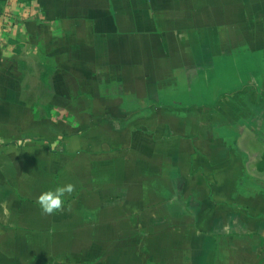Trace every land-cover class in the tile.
I'll list each match as a JSON object with an SVG mask.
<instances>
[{"label":"crops","instance_id":"obj_1","mask_svg":"<svg viewBox=\"0 0 264 264\" xmlns=\"http://www.w3.org/2000/svg\"><path fill=\"white\" fill-rule=\"evenodd\" d=\"M23 1L0 2V264H264V0Z\"/></svg>","mask_w":264,"mask_h":264},{"label":"clouds","instance_id":"obj_2","mask_svg":"<svg viewBox=\"0 0 264 264\" xmlns=\"http://www.w3.org/2000/svg\"><path fill=\"white\" fill-rule=\"evenodd\" d=\"M74 186L72 184L57 185L54 190L44 192L39 197V203L43 211L52 214L59 210L64 202L66 194L72 193Z\"/></svg>","mask_w":264,"mask_h":264},{"label":"rangeland","instance_id":"obj_3","mask_svg":"<svg viewBox=\"0 0 264 264\" xmlns=\"http://www.w3.org/2000/svg\"><path fill=\"white\" fill-rule=\"evenodd\" d=\"M23 3L25 5H28L30 3V0H25V1H23ZM233 52H254V51H252L250 49L243 48V49L233 50ZM262 59H263V57H262V55L260 53H253V56H252L253 67H252V70H251V76L257 77V79H258V76L262 75V74H263V77H264V68L261 67V71L259 70L260 69L259 62ZM263 66H264V62H263Z\"/></svg>","mask_w":264,"mask_h":264},{"label":"trees","instance_id":"obj_4","mask_svg":"<svg viewBox=\"0 0 264 264\" xmlns=\"http://www.w3.org/2000/svg\"><path fill=\"white\" fill-rule=\"evenodd\" d=\"M6 1H8V0H0V2H6ZM30 1H32V0H30Z\"/></svg>","mask_w":264,"mask_h":264}]
</instances>
